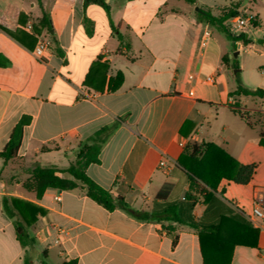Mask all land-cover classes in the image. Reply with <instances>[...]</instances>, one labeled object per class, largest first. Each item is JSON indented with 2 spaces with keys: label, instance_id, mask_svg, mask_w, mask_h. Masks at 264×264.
I'll list each match as a JSON object with an SVG mask.
<instances>
[{
  "label": "crops",
  "instance_id": "crops-1",
  "mask_svg": "<svg viewBox=\"0 0 264 264\" xmlns=\"http://www.w3.org/2000/svg\"><path fill=\"white\" fill-rule=\"evenodd\" d=\"M106 4L115 26L121 25V41L98 5L85 8L83 0H0V55L9 61L0 67V153L20 119L31 118L18 160L4 166L0 159V264H25L26 254L33 264H203L198 231L132 213L151 215L155 204L185 198L189 181L178 162L193 143L215 144L240 165L255 166L247 184H219L216 196L223 211L232 209L252 224L254 200L264 195V0ZM234 4L250 5L257 16L258 28L245 33L247 42L227 39L200 22L195 12L201 7L219 15ZM28 25H33V33L26 30ZM206 28L212 38L202 51ZM88 30H93L91 36ZM38 37L53 45L43 60L33 55ZM92 68V85H86ZM118 73L123 83L111 91ZM208 77L214 82H207ZM237 77L263 96H232ZM84 93L92 99H85ZM115 123L118 128L103 146L100 163L90 165L87 174L129 210L109 211L81 186L48 189L40 200L25 190L34 168L67 169L82 141ZM164 156L167 164L161 167ZM4 198L45 211L28 228L36 241L33 246H21L14 220L4 212ZM205 209L200 201L195 217L201 218ZM258 222L260 228L252 224L259 230L258 248L236 246L231 264H264V219ZM233 230L234 223L225 222L222 234L229 236ZM59 232L64 235L61 244Z\"/></svg>",
  "mask_w": 264,
  "mask_h": 264
},
{
  "label": "trees",
  "instance_id": "trees-1",
  "mask_svg": "<svg viewBox=\"0 0 264 264\" xmlns=\"http://www.w3.org/2000/svg\"><path fill=\"white\" fill-rule=\"evenodd\" d=\"M37 1L39 3L41 2V0ZM83 1L85 8L90 5H98L107 12L111 29L121 41L122 36L119 32L121 25L115 26L112 21L110 8L106 4V0ZM185 1L190 5H196V0ZM240 9L239 4H234L223 10L219 15H215L211 9L201 7H198L195 12L200 22L215 29L227 39L233 40L234 42H238L239 40L247 42L245 35L240 39L234 38L228 27L229 20L237 16ZM42 22L43 26L49 30L50 24L47 18H44ZM88 24H90V20L86 18L85 25ZM87 33L91 36L93 30H88ZM8 64V59L0 55V67L4 68ZM234 66L236 67V65ZM95 67L97 65L94 66V69ZM92 71L93 68L87 77L86 85H92L90 82ZM236 82L237 89L232 96H263V92L259 89L252 91L244 87L238 77L236 78ZM122 83L123 75L118 73L111 80L109 89L116 91ZM241 117L250 125L247 115H242ZM30 122L31 118L24 116L14 128L6 148L0 153V159H3L4 166L18 160L24 131ZM117 128L118 123L104 127L94 136L82 141L79 144L75 162L65 170H60L55 167L34 168L30 171V178L24 184L25 190L33 193L36 199L40 200L48 189L70 191L81 186L86 190L88 197L107 210L113 211L118 207L129 210L122 199H115L109 191L99 186L87 174V169L90 165L100 163L102 148ZM262 144L264 145L263 140ZM178 164L185 170L189 181V191L185 198L174 203L155 204L154 211L151 215L136 211H132V213L139 219L170 221L198 231L203 264H231L233 251L236 246L257 249L259 230L254 228L241 215L234 214L232 209L227 208L223 211L222 206L224 204L216 196L218 186L223 180L240 184L250 182L255 171V166L240 165L235 158L230 156L221 147L215 144L205 143L188 145L179 159ZM200 201H202L206 209L203 216L197 219L194 215V210ZM3 207L6 215L14 220L16 236L21 246L24 248L33 246L36 241L28 233V228L35 224L38 216L44 215L45 211L32 203L9 198H4ZM212 218L216 219V223H209V220ZM229 221L234 223V230L229 236H224L222 234V227L225 222ZM24 263L33 264V259L29 254H26ZM65 264H76V262L71 261Z\"/></svg>",
  "mask_w": 264,
  "mask_h": 264
},
{
  "label": "built area",
  "instance_id": "built-area-1",
  "mask_svg": "<svg viewBox=\"0 0 264 264\" xmlns=\"http://www.w3.org/2000/svg\"><path fill=\"white\" fill-rule=\"evenodd\" d=\"M1 24V20H0ZM229 31L232 36L236 39H240L247 31L255 30L258 28V19L256 14L252 11L250 5L243 6L239 14L233 18H231L228 22ZM26 30L30 33L34 32L33 25H28ZM212 38V32L209 28H206L202 34V38L200 41V46L202 51L207 49ZM240 42V40H239ZM53 45L52 42L44 37H38L36 46L33 51V55L37 60H43L46 56H48L52 51ZM207 82L213 83L214 78L208 77L206 79ZM85 99H92V96L84 93ZM233 102V101H232ZM183 146V144H181ZM167 164V158L164 156L160 161V166L165 167ZM252 224L256 226V228H260L259 220L264 219V195L258 194L254 200L253 209L251 211V215L249 217ZM63 233H58L57 243L61 244L63 239Z\"/></svg>",
  "mask_w": 264,
  "mask_h": 264
}]
</instances>
